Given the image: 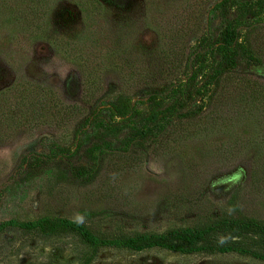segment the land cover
I'll use <instances>...</instances> for the list:
<instances>
[{"label":"rangeland","instance_id":"374dc122","mask_svg":"<svg viewBox=\"0 0 264 264\" xmlns=\"http://www.w3.org/2000/svg\"><path fill=\"white\" fill-rule=\"evenodd\" d=\"M219 1L116 0L85 12L82 0H49L37 29L24 24L26 0H0V221L61 216L105 235L162 232L232 216L264 221V39L251 48L256 57L240 59L238 74L232 73L235 88L259 89L254 100L226 94L224 82L211 106L192 92L219 54L196 62L192 56L190 71L181 69L199 30H217ZM191 9L198 11L195 20L187 18ZM262 9L251 23L264 25ZM47 26L78 52L49 37ZM132 55L136 71L126 64ZM140 73L143 79L136 80ZM90 74L96 77L93 93L84 90ZM151 74L158 88L172 80L163 97H152L146 84ZM118 85L135 105L127 118L110 116ZM24 89V96L33 94L23 103ZM52 101L57 109H45ZM171 104L177 112L195 108L197 116L149 138L131 134L132 120L144 117L145 123ZM93 109L99 115L81 126ZM99 141L102 153L87 150ZM89 170L86 178L78 174ZM259 246L264 252V243ZM0 264L264 261L237 253L96 248L70 232L7 229L0 232Z\"/></svg>","mask_w":264,"mask_h":264},{"label":"trees","instance_id":"16d2710c","mask_svg":"<svg viewBox=\"0 0 264 264\" xmlns=\"http://www.w3.org/2000/svg\"><path fill=\"white\" fill-rule=\"evenodd\" d=\"M95 3L100 6L110 7L116 3V0H82L81 7L85 12H90ZM48 5L49 0H26L25 7L23 9L21 8L20 11L24 19V24L28 25V27L37 28L38 20L46 15ZM218 8L220 22L217 30L209 31L204 28L203 30H199L196 37V47L187 53V61L181 68L183 69L185 67L187 72L190 71L189 59L192 56L194 57V62H196L206 54L220 55V59L216 65L205 71L206 80L203 82V85L197 90L192 91L200 95V100L202 102L204 101V106H211L213 102L217 101L219 95L217 93L220 91L224 93V90H220L224 89L221 84L222 82H224L227 90L226 94L233 95L234 98L238 97V99H241L245 96L254 100L258 98L257 95L260 93L257 88H235L237 84L233 80V74H238L236 66H239L240 59L247 58L251 61L256 57L251 48L264 39V32L260 31V29H264V25L251 23V18L263 10L264 0H220L218 2ZM194 12V10L191 12L188 11L189 16L187 18L195 20L198 17V11ZM188 25L189 23H186V26ZM49 28L48 26L45 27V32L50 35L49 37L61 43L64 49H71L73 52H78V48L65 40L63 35H57L54 30ZM140 60L142 66L146 60L144 58H140ZM136 61L137 59L133 55L126 60V64L131 71L138 70ZM147 61L150 62V59H147ZM140 75L142 73L137 75L138 77H135V79L140 80ZM86 77L89 85H85V91L93 84L97 85L95 76L90 74ZM143 77L142 75V79ZM149 77L151 79L146 84L152 88V97L157 95L163 97L169 87L173 85L171 83L172 80H170L166 83L163 82V85H167L168 83V87L158 88V84L150 83L156 79L154 74H151ZM228 80H230L229 83L226 82ZM123 85L125 89H128L126 87L127 85ZM124 88L118 85L115 102L109 105L110 116L113 118H127L135 113V105L133 104L131 93L127 92ZM89 89L92 92V89ZM26 90L21 91V96L24 97L23 103L25 102V98L30 99L31 94H33L32 91L30 93L27 91L24 96ZM84 94H86L84 97L91 95L89 92ZM184 105L185 99L182 103V106ZM44 107L45 109L49 108L54 111L57 109L54 101L50 105H47L45 102ZM197 113L195 108H188L184 112H177L175 105L171 104L160 112H151L145 123L142 122L144 117H139L138 120H132L133 124L130 125L131 134L138 135L142 139L149 138V136L162 131L166 127L171 128L176 123V120L194 119ZM98 115L99 111H95V109L90 112L88 111V114L83 118L80 125L84 126L90 119L95 120ZM204 121L205 118L203 117L202 122L204 123ZM195 125L198 126L197 124ZM112 127L110 125L108 130H111ZM115 131L116 129L112 130V132ZM76 132L77 130L75 129L74 133ZM101 141H105L104 136L101 137ZM103 147V143L99 141L95 142L87 150L102 153L104 151ZM78 174L86 178L92 173L89 170L88 173L78 172ZM7 229L25 231L38 230L44 235H50L58 231L70 232L84 243L96 248L114 247L131 251L159 248L180 254L197 252L237 253L264 261V252L259 246L264 243V221L245 216L220 218L202 226L174 227L162 232L146 231L132 234L105 235L98 233L81 221L68 217L42 215L32 220L9 218L0 221V232Z\"/></svg>","mask_w":264,"mask_h":264}]
</instances>
